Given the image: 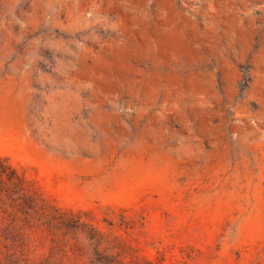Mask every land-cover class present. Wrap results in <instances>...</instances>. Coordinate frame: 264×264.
Returning <instances> with one entry per match:
<instances>
[{"label": "rangeland", "instance_id": "rangeland-1", "mask_svg": "<svg viewBox=\"0 0 264 264\" xmlns=\"http://www.w3.org/2000/svg\"><path fill=\"white\" fill-rule=\"evenodd\" d=\"M0 264H264V0H0Z\"/></svg>", "mask_w": 264, "mask_h": 264}]
</instances>
